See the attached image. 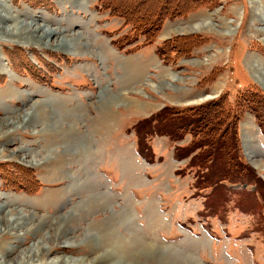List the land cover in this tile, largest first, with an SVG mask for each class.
<instances>
[{"label": "rangeland", "instance_id": "rangeland-1", "mask_svg": "<svg viewBox=\"0 0 264 264\" xmlns=\"http://www.w3.org/2000/svg\"><path fill=\"white\" fill-rule=\"evenodd\" d=\"M0 12L7 30L28 21L57 32H0V218L20 223H0V264H264V0H216L168 19L155 43L140 36L121 50L111 39L129 26L98 0H0ZM190 34L203 43L162 63L157 45ZM208 94L237 106L239 155L263 181H251L260 195L196 189L198 174L225 171L219 160L199 168L172 156L189 134L155 135L152 164L138 155L132 111L143 118L218 97L199 100ZM51 235L48 252L26 261Z\"/></svg>", "mask_w": 264, "mask_h": 264}, {"label": "trees", "instance_id": "trees-1", "mask_svg": "<svg viewBox=\"0 0 264 264\" xmlns=\"http://www.w3.org/2000/svg\"><path fill=\"white\" fill-rule=\"evenodd\" d=\"M126 1L128 0H98L103 10H107L112 16L122 18L123 26H129L126 33L116 39H111L112 44L120 50L138 40L140 36L143 37V45L151 44L156 40L168 19L184 16L204 6L211 7L216 2V0H152L146 5L148 0H134V3ZM201 40L198 35H173L157 45L156 54L164 64L176 63L182 56L190 55L195 47L200 46L203 43ZM238 48L239 45L235 44L231 59H237L235 55ZM249 90L252 91V89ZM250 95L251 93L242 94L240 99L252 103L253 99ZM236 108V105L228 103L224 94L195 105L166 104L160 110L138 120L133 125L137 151L142 158L152 163L155 153L149 142L151 137L155 134L167 135L170 139L176 140L189 134L191 135L189 143L174 146V157L176 159L189 158V165L199 168L207 167L210 161L219 160L225 171L215 179H210L202 173L198 174L202 179L194 185L196 189L210 187L208 196L221 192V188L227 191H241L245 194L254 192L256 186L252 182L258 184L261 178L239 155V113L234 111ZM228 126L234 130L232 134L226 131ZM176 172L180 173L179 170ZM239 175L245 179H235ZM202 182H207V184L201 186ZM242 183H247L253 189H232L228 185ZM256 193L259 194L257 189Z\"/></svg>", "mask_w": 264, "mask_h": 264}, {"label": "bare ground", "instance_id": "bare-ground-1", "mask_svg": "<svg viewBox=\"0 0 264 264\" xmlns=\"http://www.w3.org/2000/svg\"><path fill=\"white\" fill-rule=\"evenodd\" d=\"M1 13V12H0ZM203 20H202V24H208V19H210L208 16H204L203 18H202ZM8 20V19H7ZM5 30H7L5 27H3L1 24H0V32H2V33H6V31ZM16 30V31H15ZM15 30H7L8 31V33H10V34H14V35H16L17 36V38L18 39H29L30 37H33V36H36V37H38V38H40V39H44V38H47V37H49L50 38V36L51 37H54L56 34H57V32H56V30L55 29H48V28H45V26L43 25V26H41V25H39V24H37L36 25V23H32V22H28V21H26V22H21L18 26H16V28H15ZM60 33H61V31H60ZM58 45H60V46H64V45H66L63 41H61V42H59L58 43ZM259 71V70H258ZM137 72V71H136ZM257 76H258V80H260L261 81V83L263 84V86H264V73L263 72H261V71H259L258 72V74H257ZM110 116H112V115H110ZM109 116V117H110ZM62 117V119L63 118H65V120H67L66 119V116L64 115V116H61ZM57 121H59V119L57 120ZM0 136L1 137H4V138H6V134L5 133H3V134H0ZM43 161V160H42ZM11 218H13V217H8L7 219L6 218H4V217H1L0 218V223H3L4 225H9L10 226V224L11 223H15V226H17V225H19L20 223L16 220L17 218H13L12 220H9V219H11ZM14 226V227H15ZM49 238H45V240L43 239L44 237H41L38 241H37V243H34L33 245H34V247H35V249L33 250V248H32V250L30 251H28V253L25 255L26 256V258H27V260L26 261H30V259H33V258H37V257H39V256H42V255H44L46 252H48V246H45L44 245V243H46L47 241H46V239H50V238H54V237H56V236H54V235H51V236H48ZM44 241V242H43ZM46 241V242H45ZM33 251V252H32ZM22 256V255H21ZM2 257H3V255H2ZM24 258V257H23ZM23 258H20V259H22V260H24ZM37 260V259H36ZM60 260L61 259H58V258H56V259H54L52 262L54 263V264H58L59 262H60ZM17 262L16 263H21L22 261L21 260H19V259H17L16 260ZM34 261V260H33ZM3 262H4V260H3ZM32 262V261H31ZM73 262V263H72ZM7 263V262H6ZM24 263V262H23ZM137 262H135V264H136ZM8 264H10V263H8ZM64 264H77V262L74 260H65V262H64ZM160 264H163V263H160ZM165 264V263H164Z\"/></svg>", "mask_w": 264, "mask_h": 264}, {"label": "crops", "instance_id": "crops-1", "mask_svg": "<svg viewBox=\"0 0 264 264\" xmlns=\"http://www.w3.org/2000/svg\"><path fill=\"white\" fill-rule=\"evenodd\" d=\"M156 41H157V40H156ZM155 54H156V52H155ZM150 102H151V103H147V104H155V103L152 102V101H150ZM145 103H146V102H145ZM143 104H144V103H143ZM143 104H142V105H143ZM137 105H138V103H137ZM171 105H172V104H171ZM176 106H178V105H176ZM140 107H141V106H140ZM144 107H146V105H145ZM150 110H151V109H150ZM154 112H156V111L154 110ZM154 112L151 111V114H147V115L144 114V115H143V116H144L143 118L152 115ZM130 116H133V118L139 116V118H138L136 121L142 119V117H141V115H140L139 113H136V112H133V111H132V113H130ZM115 117H116V116H114V118H115ZM123 120H124V119H123V117H122V113H121V120H119V118H118V121H119V122H120V121L123 122ZM123 124L125 125V121H124ZM134 124H135V123H134ZM134 124H133V125H134ZM120 131H121V130H120ZM132 132H133L132 135H133L134 138H135V132H134V128H133V126H132ZM115 136H116V135H115ZM158 136H165V135H158ZM165 137L168 138V136H165ZM123 138H124V134H123ZM135 139H136V138H135ZM149 142H150V144H151V146H152V149H153L154 153L156 154V152H155V148H154V146H153V144H152V143H153V137L150 138V141H149ZM112 148H114V147H112V146H110V145L108 146V149H112ZM128 150L130 151V156L133 157V159L136 160V161L138 162V160L134 158V154L131 153L132 150H131L130 147H128ZM138 155H139V154H138ZM155 156H156V155H155ZM172 156H173V145H172ZM134 162H135V161H134ZM135 163H136V162H135ZM152 163H153V162H152ZM152 163H151V164H152ZM174 173L176 174V170H175L172 174L174 175ZM107 176H108L107 178L109 179L110 176H109V175H107ZM117 178H118V177H117ZM114 180H115V181H114ZM114 180L111 179V180H110V183L118 184L117 180H116V179H114Z\"/></svg>", "mask_w": 264, "mask_h": 264}, {"label": "water", "instance_id": "water-1", "mask_svg": "<svg viewBox=\"0 0 264 264\" xmlns=\"http://www.w3.org/2000/svg\"><path fill=\"white\" fill-rule=\"evenodd\" d=\"M207 96H205V97H203V98H206ZM200 99H202V98H200Z\"/></svg>", "mask_w": 264, "mask_h": 264}]
</instances>
